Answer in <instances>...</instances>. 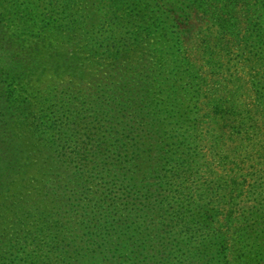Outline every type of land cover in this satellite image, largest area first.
<instances>
[{"label": "rangeland", "instance_id": "rangeland-1", "mask_svg": "<svg viewBox=\"0 0 264 264\" xmlns=\"http://www.w3.org/2000/svg\"><path fill=\"white\" fill-rule=\"evenodd\" d=\"M179 144L200 166L183 189L244 231L228 262L262 264L264 0H0V264L175 258L159 244L190 237L154 176ZM206 233L195 260L220 264Z\"/></svg>", "mask_w": 264, "mask_h": 264}, {"label": "trees", "instance_id": "trees-1", "mask_svg": "<svg viewBox=\"0 0 264 264\" xmlns=\"http://www.w3.org/2000/svg\"><path fill=\"white\" fill-rule=\"evenodd\" d=\"M213 113H215L216 116H221L220 117V121L224 122L225 124L228 123H233L237 120H233L231 121V117L233 116H237V114L234 112V109H224L222 110L221 107H213L212 108ZM106 146V145H105ZM184 151H178L176 152L175 147L174 149L170 150H166V154H167V160L165 162L166 166H163L158 170V175L157 178L154 176V180L155 183L157 182L156 180L159 179H165L168 178L169 180H171V183L165 182L163 183V185H167V188H164V193H168L166 197H169L171 202L173 200V202L179 201L180 205H173L174 207H176V211L173 212V217L172 220L175 222V225H172V227L175 231V233H179L180 235H189L190 237V243L189 240L186 238V243L183 244L182 241H177L173 244L169 243L167 240L166 242H162L159 244L158 247V251L159 252H163V251H168L170 249H172V253L176 254L177 256L172 257V259L169 257H164L163 254L160 256L161 259L158 262H163L162 264H200L199 260H195L201 251H203V249L205 247L204 244L206 242L207 239H201V243L198 244L197 246L194 245V241H193V236L195 234H207L206 232L210 233V232H214L213 233V237H215V240H218L219 242L217 243L216 248L210 247V249H213V251L215 252L216 255L218 256H222L223 257V261L220 264H230L227 260L228 256L226 255L228 252V247L226 246L227 243V233H225V230H229L230 232L228 234H231V240L232 243H234L238 238H239V234L240 237L241 235L244 236V231L241 229H239L240 231H235L233 230V223L231 221V217H228L227 219V223L225 224H220L218 228H215L213 221H215V217L218 215V213L215 214L214 217H211L208 215L207 211H203V206L199 203L196 202V191L195 188H192L191 191L187 190L185 191L183 189L184 187V183H188V185H196L199 184L201 181L200 177H193V176H197L198 172H199V164L196 162L195 159H192L190 161L189 158L191 157L189 155V153H194L190 148H188L187 146H185L184 144L180 145ZM117 145L114 146L113 148H111L110 150L106 149V153L111 152L113 153L114 150L116 149ZM97 152H99V150H101L102 153L105 152V147H103V145L97 146ZM188 149V151H187ZM89 151V150H88ZM95 153V152H94ZM93 153V154H94ZM185 154L188 155V157H185ZM64 156H66V153L64 151H61V158H63ZM93 160V158H92ZM80 162H83V160L80 158L79 160ZM84 166L83 163L81 166ZM83 168H80V170ZM157 172V171H156ZM155 172V173H156ZM91 178H95V174L92 173V177ZM158 184V183H156ZM158 189L159 191H161L162 189V185H158ZM202 189V187H201ZM186 195V198L189 200V203L187 204L186 202H184L182 200L183 196ZM217 196V194H216ZM172 198V199H171ZM184 199V198H183ZM205 205L207 206V203H205ZM228 215L231 216V213L228 212ZM187 218V219H186ZM239 223L241 225V227L243 226L244 223H246V219H244L243 217H240L239 219ZM236 222V221H235ZM206 223V226L205 224ZM223 227H227V229H224ZM240 232V233H239ZM161 236V235H160ZM201 236V235H200ZM145 238V237H144ZM132 239H128L125 243L124 246H130V248H136L135 251H137L138 249L141 250L142 253H145L146 248L148 247V243H146V240H142L140 238H137L135 241H131ZM142 241V242H141ZM209 242V240L207 241ZM241 242V241H240ZM246 244L247 241L245 240ZM210 245H212V243L210 242ZM100 247H102V245H99ZM128 246V247H129ZM241 246V245H240ZM170 247V249H169ZM120 248H123V244L120 245ZM141 248V249H140ZM141 253V254H142ZM255 255L260 253L257 250H255L254 252ZM68 259H72L70 257H66ZM137 258V257H135ZM153 260V258H151ZM258 259V257H257ZM252 261V260H251ZM139 264V261H137ZM262 264H264V261H261ZM47 263V262H46ZM51 263V262H49ZM249 263V261H248ZM245 263V264H248ZM255 263V261H254ZM52 264V263H51ZM121 264H136L135 262H127V263H121ZM213 264H219L218 262L213 263Z\"/></svg>", "mask_w": 264, "mask_h": 264}]
</instances>
